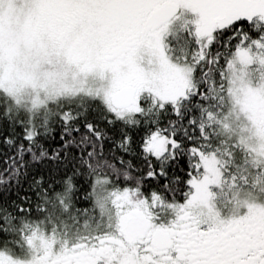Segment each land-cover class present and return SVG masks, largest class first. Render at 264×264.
<instances>
[{"label":"snow or ice","instance_id":"obj_1","mask_svg":"<svg viewBox=\"0 0 264 264\" xmlns=\"http://www.w3.org/2000/svg\"><path fill=\"white\" fill-rule=\"evenodd\" d=\"M0 264H264V0H0Z\"/></svg>","mask_w":264,"mask_h":264}]
</instances>
